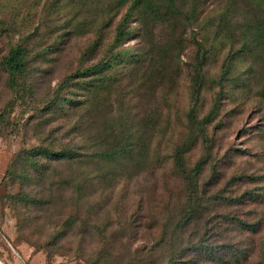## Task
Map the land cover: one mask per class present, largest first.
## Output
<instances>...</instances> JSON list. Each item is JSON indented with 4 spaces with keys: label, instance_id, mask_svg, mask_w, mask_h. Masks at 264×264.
Instances as JSON below:
<instances>
[{
    "label": "rangeland",
    "instance_id": "rangeland-1",
    "mask_svg": "<svg viewBox=\"0 0 264 264\" xmlns=\"http://www.w3.org/2000/svg\"><path fill=\"white\" fill-rule=\"evenodd\" d=\"M134 1L0 0V115H6L3 121L0 118V260L4 264H119L116 246L120 245L113 240L102 247L97 236L88 241L80 225L81 212L73 211L71 202L61 201L50 212L26 206L18 195L35 194L36 181L26 183L10 172L14 156L44 139H58L86 152L92 142L109 135L103 132L104 121L117 115L120 94L132 99L138 119L153 113L159 123L140 181L155 178L162 189L173 191L175 205L183 204L184 185L172 173L173 155L191 135L197 136L184 156L186 166L204 163L198 181L209 190L206 197L242 198L233 205L215 199L212 213L232 211L250 222L260 221L261 234L256 237L260 259L264 247V0H181L182 19L173 26L157 27L140 25ZM127 14L131 34L118 49H128L133 62L105 73L113 86L98 89L81 80L85 86L74 88L77 98L91 103L89 112L80 107L74 114L55 118L44 111L57 98L66 77L101 61L115 39V27ZM169 38L179 39L180 48L164 54L162 43ZM18 42L35 57L23 85L33 92L23 100L15 99L1 68V58ZM198 55L206 62L196 101L191 85ZM194 106L199 121L210 113L212 121L203 128L195 126L192 133L186 116ZM69 219L76 221L74 227L64 225ZM62 226L67 236L52 241L50 237ZM237 231L230 225L227 233L248 237ZM101 250L106 258L100 256Z\"/></svg>",
    "mask_w": 264,
    "mask_h": 264
},
{
    "label": "trees",
    "instance_id": "trees-1",
    "mask_svg": "<svg viewBox=\"0 0 264 264\" xmlns=\"http://www.w3.org/2000/svg\"><path fill=\"white\" fill-rule=\"evenodd\" d=\"M134 6L140 11L142 27L149 23L156 27L173 26L183 15L181 0H135ZM127 18L129 14L115 27V39L101 61L66 77L59 86L57 98L47 103L44 111L55 118L74 114L80 107L89 112L91 103L77 98L78 89L74 87L82 88L89 84L98 89H109L113 86L111 78L105 73L133 62L128 49H118L131 34ZM165 40L162 53L180 48L179 39ZM33 58L28 47L19 42L1 58V68L11 81L10 87L16 100H23L33 92L23 86L30 76ZM205 62V58L199 59L192 77L191 89L196 101L203 88ZM84 79L85 85L81 81ZM131 100L127 94L118 96L117 115L104 121L103 132H109V135L101 141L92 142L86 152L60 144L58 139L54 142L44 139L39 146L14 156L10 175L15 174L26 183L35 180L39 188L35 194L31 191L19 193L20 200L26 206L36 205L44 212H50L61 201L71 202L73 211L81 212L80 225L88 241L92 239L93 242L97 236L102 247L113 240L120 245L116 246L119 264L132 259L149 264H264V247L260 259H257L256 237L261 234L260 221L250 222L245 215L232 211L229 214L212 213L211 204L215 199H223L233 205L242 198L223 195L206 197L209 190L198 181L204 163L200 161L191 169L186 166L184 156L195 144L197 136L191 135L173 155L172 173L181 178L184 185L183 204L175 205L173 191L162 189V184L155 178L149 183L140 181L139 177L146 174V165L155 144L154 131L159 123L148 109L149 116L142 119L134 116L135 106ZM12 104L8 105L9 109ZM0 118L3 121L6 115L2 114ZM211 121V113L199 121L194 106L186 116V127L194 133L195 126L203 128ZM152 170L156 171V168ZM31 171L34 174H29ZM147 193L152 197L149 198ZM248 195L249 199L257 200ZM75 223L74 219H69L64 225L74 227ZM230 225L236 226L239 229L237 232L248 237L243 239L233 233L228 234ZM65 226L50 239L57 241L65 238L68 234ZM99 253L102 258L107 257L105 250Z\"/></svg>",
    "mask_w": 264,
    "mask_h": 264
},
{
    "label": "water",
    "instance_id": "water-1",
    "mask_svg": "<svg viewBox=\"0 0 264 264\" xmlns=\"http://www.w3.org/2000/svg\"><path fill=\"white\" fill-rule=\"evenodd\" d=\"M0 264H4V263L0 260Z\"/></svg>",
    "mask_w": 264,
    "mask_h": 264
}]
</instances>
